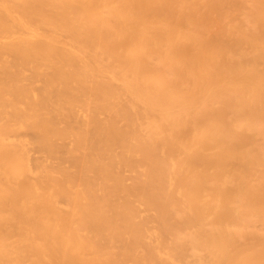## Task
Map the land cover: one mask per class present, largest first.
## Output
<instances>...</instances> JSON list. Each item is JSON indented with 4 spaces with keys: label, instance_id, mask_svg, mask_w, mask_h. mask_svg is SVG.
<instances>
[{
    "label": "bare ground",
    "instance_id": "obj_1",
    "mask_svg": "<svg viewBox=\"0 0 264 264\" xmlns=\"http://www.w3.org/2000/svg\"><path fill=\"white\" fill-rule=\"evenodd\" d=\"M0 264H264V0H0Z\"/></svg>",
    "mask_w": 264,
    "mask_h": 264
}]
</instances>
